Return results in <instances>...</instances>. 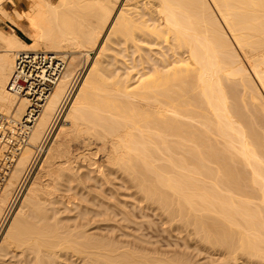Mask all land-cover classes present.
<instances>
[{"label": "bare ground", "instance_id": "1", "mask_svg": "<svg viewBox=\"0 0 264 264\" xmlns=\"http://www.w3.org/2000/svg\"><path fill=\"white\" fill-rule=\"evenodd\" d=\"M209 1L0 0L24 34L0 28V116L28 107L6 89L18 52L71 53L0 192V218L80 58L96 51L0 239V264H195L87 232L89 175L107 166L206 248L264 264V0Z\"/></svg>", "mask_w": 264, "mask_h": 264}, {"label": "rangeland", "instance_id": "2", "mask_svg": "<svg viewBox=\"0 0 264 264\" xmlns=\"http://www.w3.org/2000/svg\"><path fill=\"white\" fill-rule=\"evenodd\" d=\"M49 1L54 3V4H57L59 2V0H49ZM9 2L5 1L3 3V5L9 11V13L12 14V18L17 20L15 15H13L14 11H12L15 9V7L12 3H9ZM209 3L212 6L210 1H209ZM213 9H214V7H213ZM215 14L218 16L216 11H215ZM218 19L221 23V26H223L224 30L227 32V30H226L224 24L221 22L220 18H218ZM23 22H24L23 20H17V23H19L20 25L23 24ZM0 28L6 32L13 31V33L16 34L17 36H22V37L24 36V34L21 32L22 30L20 29V27L13 25V23L10 24V22L7 19H5L1 16H0ZM234 47H235V50L237 51V53L242 57V55L240 54L237 47L235 45H234ZM37 50L47 51V50H45V48L41 44L38 45ZM63 54L65 55L64 57H65V60L67 63L69 56H70L69 54H71V53L69 50H67V51L63 52ZM63 54H57V55L63 56ZM94 55H96V51H94V50L90 51L89 57L86 59L87 62H85L86 60L84 59L85 58L84 56H82L80 58L79 63L81 62L80 63L81 65H79L80 68L79 67L76 68L75 75H73V77L74 76L75 77L73 78V81L70 85L69 91L67 92V95L68 94L69 95L67 97V102H66L64 108L69 104L71 97L74 94L73 92H75L78 84L80 83V81L82 79V76L84 75L85 71L89 68V65L91 64V62L95 58ZM183 55H186V54H183ZM182 57H186V56H182ZM170 58H172V57H169L168 60H171ZM245 66L247 67V69H249L248 65L246 63H245ZM249 71H250V69H249ZM261 93L264 96V93L262 92V90H261ZM64 108L62 109V112L60 113L61 115H58L59 118L58 117H57L58 119L55 118L56 121L51 123L53 126L50 125L49 128L52 127V129L50 131H48V136L46 137V139L44 138V140L41 141V143L36 148L35 147L32 148L33 149V157H32L33 159L31 158V161L28 164L27 169L25 170V172L22 175L23 177L21 178L20 183H18V185H17L18 187L16 186L17 188L14 189L15 191H13L12 196L9 198L8 203L5 207V210H6V208H8L7 219H6L5 223L3 224L2 230L0 231V239L4 235V233H5L4 231H6L8 225L11 221L10 219H12L11 217H13L15 210L19 206L20 201L22 200L21 198L23 197V194L25 192V189L29 185V182L33 178L35 172H37L36 169H38L37 167H39V164L43 160L42 158H44V156H45L44 154L47 151L46 149H48L50 142L54 138V135H56L57 131L59 130L58 127L60 128L61 124H63V120H64L63 118H64L65 113H66L65 109H67V107L65 109ZM8 115L12 116V114H8ZM61 117H62V119H61ZM79 143H81V141H79V142L76 141V142L71 143L72 155L77 157V158L79 156H82L85 154L84 153L85 149L81 148V147H83L82 143H81V145ZM43 144H44V146H42ZM26 145H27V143L25 144V146ZM38 153H39V155H38ZM95 159L97 160V162H100V161L103 162L105 160L103 153L102 154L98 153L97 156H95ZM29 166H30V169H29ZM109 166H111L110 170H114L116 168L115 166L112 167V165H109ZM107 167H104V169H103V172L106 174V176L104 173H102L103 176L102 175L99 176V177H101V179H100L98 177V174L97 175L95 174V176H93L94 173L93 174L91 173L89 176L93 177L92 178L93 180L91 182L90 181L87 182V185H88V191H87L88 193L87 194L89 195L88 196L89 199H91V198L92 199L89 202L90 204L88 202L87 203L85 202L86 203L85 206H86V208L88 207L89 210L93 211L92 212L93 215H90V216L92 218L91 221L92 220L94 221V222L93 221L91 222V224L89 226L90 229L87 228V230H88L87 232H89V234L91 233L93 237L94 236H97V237L102 236L100 238H105V239H107V237H108V238H110V240H112L111 238H113V240L118 241V243L120 242V243L129 245V246H132V247L133 246H135V247L139 246V248H143L144 250L146 249L147 251L149 250L148 252H152V253H156V254L159 253L162 255L165 254L164 256H169V257H177L178 258L180 256L179 258H183L181 256L186 255V260L190 257L189 261L192 260L195 264H197V263L198 264H246V263L251 264L252 263V262L250 263L248 261L246 262L245 257H243V259H242V256H240L242 260L238 259V262L235 261V263H234L231 260L228 261V259H225L226 257H224V255L222 253H219L220 251H218V253L216 254L215 251H217V250H215V251L213 250L214 251L213 252L208 247L206 248V246H203L201 243H199L197 241L196 237H194V236L192 237V235L189 234L188 229H187L188 231L185 228H183V230H182V228L178 227V225L176 227V223L173 222V224L175 225V228H174V225L171 224L172 222L167 221V219H165V216H163L164 214H162V212L159 209L158 210L155 209L156 205L155 206L152 205L151 207L145 206L146 201H142L143 200V198H141L142 195L140 193L136 192V190L133 188V186H132L133 182H129L128 175L124 174L123 172H122L123 173L122 174L121 171L119 173H117L118 170H114L113 172L110 171L111 173L109 174L108 173L109 171H107V169H108ZM12 170H13V168H12ZM27 170H28V172H27ZM123 175H125V177H127L128 179L123 177ZM96 177H97V179L99 178L100 180L99 179L97 180ZM94 179L98 183H96V181L94 182ZM130 181H131V179H130ZM91 184H93L92 185L93 187L91 186ZM91 196L97 197V199H95L96 201L94 200L95 197L93 198ZM94 203H95V205H94ZM98 203H101V204H98ZM100 206H102V207H100ZM94 208H95V211H94ZM110 209H112L111 211H113V212H111ZM106 210H108V211H106ZM96 211L98 212L99 215L98 216L95 215V217H94V212H96ZM102 211H103V214L105 212L104 215H102V213H101ZM158 211H160L161 213H159ZM72 214H74V213L72 212ZM92 223H93L94 227H93ZM177 228L180 230H178ZM183 233H185V234H183ZM187 233H188V235H186ZM190 237H191V239H190ZM137 238L138 239L140 238V239L138 240ZM220 254H222V255H220ZM226 260H227V262H225ZM76 264H81V263L77 262Z\"/></svg>", "mask_w": 264, "mask_h": 264}, {"label": "built area", "instance_id": "3", "mask_svg": "<svg viewBox=\"0 0 264 264\" xmlns=\"http://www.w3.org/2000/svg\"><path fill=\"white\" fill-rule=\"evenodd\" d=\"M65 65L66 61L62 57L44 50L20 51L15 55L6 89L17 99H26L28 107L20 120L10 115L0 116V192L16 158L27 143L35 118L41 112ZM67 97L66 93L61 109ZM7 210L0 218V231L7 219Z\"/></svg>", "mask_w": 264, "mask_h": 264}]
</instances>
